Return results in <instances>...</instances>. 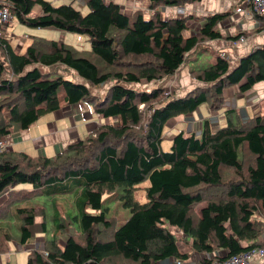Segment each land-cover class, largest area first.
Segmentation results:
<instances>
[{
  "label": "trees",
  "instance_id": "obj_1",
  "mask_svg": "<svg viewBox=\"0 0 264 264\" xmlns=\"http://www.w3.org/2000/svg\"><path fill=\"white\" fill-rule=\"evenodd\" d=\"M71 1L55 6L46 0H0L22 25L85 35L90 41L82 56L63 42L41 38L17 53L2 30L0 140L28 130L64 104H90L108 120L52 157L12 149L0 153V196L5 194L0 255L17 244L28 252L26 264H183L192 253L208 256L200 264H210L264 248V114L236 123L235 109H229L222 126L211 128L203 120L198 135L179 132L169 140L168 151L161 147L171 119L192 115L203 105L219 111L224 91L234 86L242 94L263 89L264 44L237 63L218 56L204 69L191 68L190 76L202 86L174 98L147 85L174 76L196 48L210 41L245 37L220 33L233 12L201 18L171 12L166 18L162 8L201 0H147L149 16L137 9L128 12L114 0H81L89 10L82 14ZM246 1L252 0L236 5ZM35 6L40 13L31 16ZM194 20L198 28L187 34ZM57 66L83 82L61 75L51 80L41 71ZM143 84L144 90L134 87ZM106 85L102 96L93 94L92 89ZM140 105L152 110L148 118ZM144 182L147 201L140 203L133 193ZM117 189L129 211L119 227L101 205L102 196ZM10 220L19 231L17 240L2 225ZM48 221L53 236L43 238V250L30 248L36 235L47 233ZM67 225L76 235L61 245L59 234Z\"/></svg>",
  "mask_w": 264,
  "mask_h": 264
},
{
  "label": "crops",
  "instance_id": "obj_2",
  "mask_svg": "<svg viewBox=\"0 0 264 264\" xmlns=\"http://www.w3.org/2000/svg\"><path fill=\"white\" fill-rule=\"evenodd\" d=\"M78 6L79 4L84 5V3L81 0H73ZM116 2H119L122 4L123 8L127 11V9H137L141 10L142 12H147V16H149L150 12L147 10L149 2L147 0H114ZM239 0H201L200 2H197L195 4L191 5V9L187 10L190 12L189 15H192L196 18H201L207 15H211L216 12H226L230 11L233 12L232 16L230 17V21L226 22L225 26H220L222 29L220 30V33L223 37H231L235 33H243L245 35L244 37V42H232V41H224L221 39L218 40H213L208 43H206V46L209 48H212L213 50H218V52L228 54L230 56V60L233 63H237L239 58L242 56H245L248 54L252 48H255L258 45H263L264 44V37H262L258 31V28L260 27V21L256 17L250 16V18H245L241 14H235L234 9L236 8V4L238 3ZM70 2V1H69ZM81 8L78 7L77 9ZM174 10V8H172ZM171 8H166V9H161V12L164 14V17L168 18V16L171 13ZM186 10V9H185ZM37 12V14H39ZM173 13V12H172ZM35 14V15H37ZM12 23V22H11ZM8 26V29L12 27V24ZM189 28L187 34H189L191 31H196L197 26L199 23L194 20L188 22ZM7 29V31H8ZM50 31H57L51 28H47ZM60 34V38L64 37V32L57 31ZM64 33V34H62ZM10 36V35H9ZM243 37V36H242ZM10 42H11V37H10ZM16 46V48H13L15 52L17 53H24L26 47L30 44H28L24 51L22 52V48L24 46L23 43L19 42ZM22 44V45H21ZM12 45V42H11ZM13 47V46H12ZM214 60H212L211 63H213ZM41 69V68H40ZM44 69L47 68H42L41 71L45 72ZM187 71L180 69L178 72H181L183 75L184 80H182V85L186 84L188 87L194 86L196 87L198 82L190 79V72L187 73L190 68L187 67L185 68ZM177 72V73H178ZM72 75L71 77L74 78V82H83L74 72H70ZM176 74V73H175ZM68 78V77H66ZM78 79V80H77ZM70 80V79H69ZM258 85H263V84H258ZM236 90V93H235ZM256 90H253L251 93L247 92L246 94H242L239 91V88L237 86L228 88L227 90L224 91V97H225V107H227L231 102H234L236 105V101L234 100L235 98L241 99L244 98L247 107L251 106L253 115H255L258 112V107L257 110H255V106L252 104V102L249 101L250 96H253V93L256 95V100H259V103L262 99H264V93L260 94V96L257 95L255 92ZM186 92V91H184ZM189 92V91H188ZM180 93V92H178ZM187 93V92H186ZM188 94V93H187ZM180 95V94H179ZM247 95L248 97L246 98ZM255 97V96H254ZM253 97V99H254ZM227 103V104H226ZM206 105L201 106L199 110H197L194 114L188 115V116H180L178 118L171 119L165 126L164 129V135L165 133L169 132V139L173 138L177 133L182 132L184 134H189L185 132L182 128H176L174 125H170L171 122H177L180 120L182 121H187L186 119H193L192 124H196L195 119L198 118L200 123L202 120H209L211 122L212 117L214 115H217L219 117H223V121L225 122L224 118V112L227 111L225 107H222V109L218 112L212 113ZM202 109H205L203 114ZM89 112V109L86 104L79 103L75 105H69V104H64L61 109H59L56 112L50 113L46 117H41L36 123H34L28 130H25L21 132L20 134H16L15 136H11L8 138L6 141L7 143V149H12L17 152H22L26 153L29 155L34 156L32 153H39L43 154V151H48V156H52L56 152L62 151L64 148H66L67 145H69L72 142H75L79 139H83L81 137L80 129H81V124L79 122H75V119L78 118H85V119H91L93 120L92 123H86V129L88 133L98 124L105 123L108 120H104L100 116H92L89 117L87 115ZM223 114V115H222ZM204 115H206L204 117ZM248 119V115H246ZM205 118V119H203ZM180 119V120H179ZM198 122V124H199ZM191 123H188L189 125H192ZM222 126V125H221ZM187 127V128H188ZM219 127V126H218ZM199 127V131H200ZM200 133V132H199ZM197 134V133H195ZM162 145V144H161ZM63 149H62V148ZM59 150V151H58ZM5 198V194H2L0 196V204L3 202ZM15 246L18 247V249H21L20 246L17 244H14ZM224 255V253L219 254ZM204 258H209L208 256L205 257L203 255L193 253L189 261H186L183 264H199L200 260ZM169 264V262H167ZM171 263V262H170ZM253 264H264V257L260 259H256Z\"/></svg>",
  "mask_w": 264,
  "mask_h": 264
},
{
  "label": "rangeland",
  "instance_id": "obj_3",
  "mask_svg": "<svg viewBox=\"0 0 264 264\" xmlns=\"http://www.w3.org/2000/svg\"><path fill=\"white\" fill-rule=\"evenodd\" d=\"M46 1L52 3L53 5L56 6V5L68 3L70 0H46ZM71 3L76 9L81 6V8H79L78 10H80L82 12V14H86L89 11L82 4H79V6H78L73 0L71 1ZM183 7L186 10H190L192 8L191 5H186ZM134 10H136V8L135 9H127L128 12H133ZM39 11H40L39 6H35L31 16L37 14V12H39ZM173 11L174 10L172 9L171 12H173ZM146 14H147V12H146ZM229 21L230 20H228L226 22H229ZM11 24H12V27L8 29V33L11 37L12 46H13V48H16V46L18 44H20L19 42L23 43L24 46L22 48V52L24 51L25 47L29 43H31V41L34 38H41V39H46V40L63 42L66 45H68L70 48L75 50L81 56L87 55L88 51L90 50V41H89V38L85 35H79V34H73V33H65V34L62 33V34H64V37L60 38V34L57 31L53 32V31H50L49 29L30 28V27H27L25 25L18 23L16 21V19H13ZM225 25H226V23H225ZM218 56H220V52H218V50H213L212 48H209L207 46H202V47L196 48V50H194L188 56V61H187L188 63H187V65H185L182 68V71L183 70L187 71L185 69L187 67H190V69L191 68L204 69V68L208 67L211 64L212 60H215V58H217ZM0 60H2V59L0 58ZM44 71H45V73L50 74L49 79H51V80L56 79L60 75L63 76L67 80L68 79H70L71 81L74 80V78L71 77L72 74L70 73L72 71L64 68L63 66L47 68V69H44ZM189 72H190V70L187 73H189ZM66 77H68V78H66ZM189 78L194 80V78H192L191 76ZM182 80H184L183 75L181 74V72H178L172 77L165 78V80H162L159 82H156V81L150 82L147 85V88L160 87V88L164 89V95L170 96V97L172 96L174 98H182L187 93H189L190 91L195 89L196 87L202 86L201 84H197L196 87H194V86L188 87L186 84L182 85ZM75 83H79V82H75ZM109 86L110 85H106L103 87L92 89V92L97 97L102 96ZM134 87L139 88L140 90H144V89H146V84L135 85ZM184 91H186L187 93ZM252 91H249V92L251 93ZM178 92H180V93H178ZM255 92L257 93L258 96H260L259 93L263 94L264 88L263 89H257ZM235 93H236V90H235ZM58 94H59V98L62 99V97H64V91L62 88L59 89ZM223 96H224V94H223ZM245 96H246V98L248 97L247 95H245ZM253 97H254V99H253ZM234 100L236 101V105L234 104V102H231L227 107H225L224 106L225 105V97H224V103H223L222 107H225L226 110L235 109V114H236L235 115V121H236V123H237V121L242 122V123L246 122V120H247L246 115H248L249 117L253 116L251 106L247 107V103H246L244 98H241V99L235 98ZM249 101L252 102V104L255 106V110H257V107H258L257 113H259L261 115L264 114V99H262L259 103V100H256V95L253 93V96H250ZM86 105L89 109V112H86V113H88L87 115H89V117L97 116L93 111L92 105H90V104H86ZM139 108L145 112V116L147 118L149 117V115L152 112L151 109H148L147 107L144 108L143 105H140ZM204 110L205 109H202L203 114H205ZM215 112H218V111H214L212 113H215ZM48 115L49 114H46V115H44V117H46ZM205 116L206 115H204V117ZM178 117H180V116H178ZM178 117H176V118H178ZM203 119H205V118H203ZM186 120L187 121L180 120V122L179 121L171 122L170 125H174V126L176 125L175 126L176 128L177 127L182 128L185 132H187L189 134L190 133H197V135H198L199 134L198 129H199V127L202 128L203 120L200 123L199 122L200 120L198 118H196L195 119V122H197L196 124H192L193 119H186ZM223 120H224L223 117L218 118L217 115H214V117H212L211 122H209L211 128H217L218 126L223 125L224 124ZM75 122L76 123L79 122V124L82 125L81 129H80V133H81V137L85 138L88 135V131L86 129V123H92L93 120L85 119L84 117L83 118L77 117V119H75ZM198 122H199V124H198ZM188 123H191L192 125H189V127H188ZM20 133L21 132H17V133L12 134L11 136H15L16 134H20ZM169 134L170 133L167 132L164 135V140H163L162 145H161L163 151H168L170 148V145H171V143L169 141L170 139L167 138V137H169ZM60 152L61 151L56 152L52 156H55L56 154H58ZM32 154L34 155L33 157H49L48 151H43V154L34 153V152ZM30 156H32V155H30ZM52 156H50V157H52ZM147 186H148V182H144L139 186V189H136L134 191L133 197L137 202L145 203L147 201L146 196H145V191H144V189ZM121 193H122L121 190L117 189L110 194L102 196V198H101L102 207L108 209L106 216H108V218L113 219V222H115L117 227L121 226L124 223V221L127 219V217L129 216V211L127 209L123 208V206L121 204V200H120ZM66 206L69 207V205H66ZM203 206H204V204L197 207L196 211L198 212L199 209ZM69 208H71V207H69ZM61 209L65 210L63 212H67L66 209H64V208H61ZM93 209L98 210L97 207H93ZM48 212H49V209H48ZM91 213L97 214V211L96 212L91 211ZM48 216H50V215H48ZM47 223H48L47 233L45 235H41V234L36 235L32 239V241L29 245L30 248L37 249L40 251L43 250V245H44L43 244V242H44L43 238L44 237L51 238L53 236L54 228L51 225L50 221H48ZM2 225L5 226L4 228H8L5 231H7V233L9 235H11L14 240H17L19 238V231L15 228L12 220L5 222ZM73 229H74V227L68 226L66 231L60 232L59 243L61 245L65 242L67 236H72V235L75 236L76 235V232ZM176 236L179 240H181L183 238L180 233H176ZM260 238L262 241H264V234ZM179 245H180L181 250L184 251L186 249L184 246V243H181V241H180ZM192 254H191V256H192ZM27 255H28V252L25 248L18 249L17 246L12 244L11 249L8 253H6L4 255H0V264H4V263L26 264V261L28 258ZM191 256H190V258H191ZM205 257H207V256H205ZM200 262H201V260H200ZM200 262H199V264H200ZM164 264H168V263L166 262ZM169 264H171V263H169Z\"/></svg>",
  "mask_w": 264,
  "mask_h": 264
},
{
  "label": "built area",
  "instance_id": "obj_4",
  "mask_svg": "<svg viewBox=\"0 0 264 264\" xmlns=\"http://www.w3.org/2000/svg\"><path fill=\"white\" fill-rule=\"evenodd\" d=\"M229 11V10H228ZM231 11V10H230ZM235 14H241L245 18H250V16H258L261 18L260 21V35L264 37V0H252L246 1L233 10ZM173 13L177 16H186L190 12L185 10L184 7H177ZM195 16V15H194ZM12 16L8 11L7 7L0 6V37L2 36V30L11 22ZM237 42H244V37H240ZM220 57L223 59H229L228 54L221 53ZM231 62V60H230ZM232 64V63H231ZM7 149V143L4 140H0V153ZM264 257V248H256L252 251L243 252L241 254L231 256L227 259L215 260L210 264H253L256 259Z\"/></svg>",
  "mask_w": 264,
  "mask_h": 264
},
{
  "label": "bare ground",
  "instance_id": "obj_5",
  "mask_svg": "<svg viewBox=\"0 0 264 264\" xmlns=\"http://www.w3.org/2000/svg\"><path fill=\"white\" fill-rule=\"evenodd\" d=\"M176 9H174V11H175Z\"/></svg>",
  "mask_w": 264,
  "mask_h": 264
},
{
  "label": "clouds",
  "instance_id": "obj_6",
  "mask_svg": "<svg viewBox=\"0 0 264 264\" xmlns=\"http://www.w3.org/2000/svg\"><path fill=\"white\" fill-rule=\"evenodd\" d=\"M235 6H238V5H235Z\"/></svg>",
  "mask_w": 264,
  "mask_h": 264
}]
</instances>
